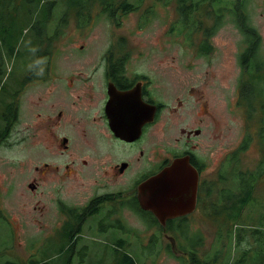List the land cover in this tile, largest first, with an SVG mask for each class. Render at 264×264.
<instances>
[{"label": "rangeland", "instance_id": "obj_1", "mask_svg": "<svg viewBox=\"0 0 264 264\" xmlns=\"http://www.w3.org/2000/svg\"><path fill=\"white\" fill-rule=\"evenodd\" d=\"M55 1L37 0L28 4L31 3L28 0H0V13L13 16L16 23L11 35L0 27V62L3 63L0 67V106L2 99L8 101L12 98L8 94L13 93L18 76L27 62L35 58H55L54 69L57 70L75 66L72 61L77 58H111V53L113 58L147 59L149 73L161 78L157 89L167 104L164 111L166 140L174 138V133L180 135L178 127L184 125L181 123L184 118L169 114L171 107H177L176 97L187 98L188 105H191L194 98L189 97L188 91L193 89L194 95L205 96L211 106L212 117H204L202 125L203 136L211 137L212 214L206 221V237L198 238V243L189 248L186 255L174 254L167 248L168 240L156 239L150 235L152 231L146 230L138 221L130 224L137 234L116 233L128 244L127 249L121 251L131 255L137 264H194V261L197 264H264V246L258 244H264V173L261 178L257 177L259 165L264 162V108L259 95L252 117H248L245 109L247 104L241 94L249 77L240 64L246 43L238 21L234 22L227 14L214 24L216 32L211 38L212 50L204 56L199 50L205 35L203 29L212 27L217 21L211 19L210 8H201L194 17L195 21L200 20L196 22L198 28L194 26L191 30L188 25L184 27L179 23L180 20L185 23L178 11L180 0H110L117 6L138 7L128 14L122 13L118 20L102 11L101 0H85L84 10L78 0ZM196 2L184 0L190 5ZM51 3L54 6L49 10ZM218 5L219 1L214 0L213 13L222 12L217 10ZM243 8L248 24L260 36L258 64L264 74V0H244ZM78 10L85 11V19H79ZM40 22L38 34L32 27ZM0 25H6V22ZM10 47L14 48L12 55L8 54ZM253 65V71L260 72ZM262 77L264 83V75ZM188 108L192 119L196 116L195 108ZM167 119H173L174 125ZM27 128L28 124L24 122L13 128L10 141L0 147V210L9 216L0 220V264L8 261L21 264H68L69 261L71 264H115V243L105 237L106 234L77 233L72 235L73 241L70 240L71 234H59L64 220L58 217V199L82 205L93 195L91 189L83 186L82 180V189L75 185L66 196L54 189L55 183H60L59 177L48 189L44 182L40 183V189L46 193L41 202L29 193L32 177L28 173V162L32 154L44 155L47 148L32 140L20 143L23 133H29ZM245 141L250 146L239 153L236 162V158L233 159L235 164H230V160L220 169L219 164L226 154ZM220 173L225 178L223 181H218L217 174ZM242 176L248 179L244 196L247 197L246 204L250 205L242 217L220 214V204L228 199L222 200L223 191L226 196L233 192L241 194ZM231 202L238 205V202ZM256 230L261 234L258 239L261 242L257 243L252 237Z\"/></svg>", "mask_w": 264, "mask_h": 264}, {"label": "flooded vegetation", "instance_id": "obj_2", "mask_svg": "<svg viewBox=\"0 0 264 264\" xmlns=\"http://www.w3.org/2000/svg\"><path fill=\"white\" fill-rule=\"evenodd\" d=\"M54 59L28 61L13 93L8 94L12 98L2 99L0 106V147L10 141L13 128L24 122L29 133H23L20 143L32 140L47 148L44 155L32 154L28 162L29 193L41 202L46 193L40 183L48 189L59 177L54 189L66 196L75 185L82 189V180L93 195L82 205L58 199V217L64 220L59 234L103 233L115 247L121 242L122 249H127L119 235L137 234L130 224L138 221L156 239L168 240L167 248L174 254L186 255L197 238L206 237V221L212 214L211 137L203 136L202 125L204 117H212V109L205 96L189 90L194 98L191 105L187 98L176 97L177 107H171L169 114L184 118V125L178 127L180 135L174 133V138L166 140L167 104L157 89L161 78L149 73L147 59L77 58L72 61L75 66L63 70L54 69ZM190 106L196 114L192 119ZM167 120L174 125L173 119ZM239 146L226 154L220 169L230 160L235 164ZM158 175L157 195L167 209L160 217L144 209L139 200L140 191L146 190L142 185ZM196 177L195 209L169 218L168 206L176 203L174 183L185 186L180 203L182 211H187L191 196L187 185ZM217 177L221 181L223 173ZM5 218L9 216L0 210V220Z\"/></svg>", "mask_w": 264, "mask_h": 264}, {"label": "trees", "instance_id": "obj_3", "mask_svg": "<svg viewBox=\"0 0 264 264\" xmlns=\"http://www.w3.org/2000/svg\"><path fill=\"white\" fill-rule=\"evenodd\" d=\"M27 1V0H26ZM31 3L28 4H32L37 0H28ZM57 1H63V0H56ZM66 1V0H65ZM85 0H78V2L80 3L82 9L84 10ZM187 1V0H186ZM198 2L194 3L193 5H190L189 3H184V0H180L178 1V11L181 14L180 16L182 17V19L184 20L185 23H182L181 20L179 21V23L184 26L187 27V25L189 26V28H191L194 26H197L198 28V24L196 23L197 21L200 22V20H196L194 19V17L196 15H198L199 11L201 10V8L206 7V8H210L211 9V13L214 14V16L211 15V19H216L217 21H214L215 23H213L212 27H208L205 28L203 30H205V35L203 36L202 42L199 46V50L200 53L205 55H208L211 50H212V46H211V38L214 36L216 29L214 28V24H217L218 22L221 21V19H223V16H226L227 14H229L233 19L234 22L238 21L237 25L241 31V33L243 34V36L245 37V43H246V48L245 51L241 54L240 56V64L243 65L245 67V70L247 72L248 75V79L247 82L244 84V90L242 91V98L243 100L246 102L247 106H246V111L248 112V117H252V115L254 114V112L256 111V107L255 104L258 101V96L260 95L262 97L263 100V108H264V83H262L261 81L263 80V73L260 71L262 69L261 64H258L259 60V43H260V36L257 32V30L255 28H253L252 26H250L247 22V15L245 12V9L243 8V1L244 0H218L219 1V7H218V11L222 10V12H214L212 11V4L214 0H197ZM102 2V11H104V13H106L109 17H111L112 19L118 20L119 16L124 13V14H128L130 11H133V9H137L138 7L134 6V5H128V4H121L119 6H117L116 4L112 3L110 0H101ZM247 2V0H246ZM54 3H51L49 5V10L50 7H53ZM216 8V7H215ZM221 8V9H220ZM227 9V10H226ZM229 10V12H228ZM44 14V13H43ZM200 15V14H199ZM77 16L79 17V19L83 18L85 19V11H77ZM41 18V17H40ZM181 19V18H180ZM2 22H6V25H0L1 29H5V32L8 35H11L13 33V30L15 28L16 23L14 22V17L9 15L8 13H0V23ZM41 22H42V18H41ZM41 22L35 23L33 25V29L40 34L41 31ZM117 25H119V22H117ZM196 29V28H194ZM196 32H198V30H196ZM193 37V35H192ZM8 54L12 55L14 51L13 47L8 48ZM10 49H11V53H10ZM111 58H113V54L111 53ZM0 60H2L0 58ZM255 64L256 68L260 71H253L255 68L251 65ZM3 65L2 62H0V67ZM254 66V65H253ZM251 67V68H250ZM2 69H0L1 71ZM260 83H262V86L258 88V86L260 85ZM261 102V100H260ZM262 122L264 123V117L262 119ZM250 144L245 141L243 142V144L240 146L239 150L237 152H235L234 158H236L235 162L237 161V157L239 155L240 152H244L247 147H249ZM257 173V172H256ZM264 173V162H261V165H259V170H258V178H261L263 176ZM247 174V173H246ZM245 174V175H246ZM249 174V172H248ZM256 177V179H257ZM225 178L221 179V181H223ZM255 179V180H256ZM247 177L242 176L241 178V188H243V193L241 192V194H235L233 193H228L226 196V192L223 191L222 193V200L225 199L226 197L228 198L227 201L223 200V202L220 204L219 206V212L220 214H224L226 213L228 216H239L242 217L244 211L246 210V208L250 205V204H246V200L247 197L244 196V186L246 184L247 181ZM254 180V181H255ZM243 185V187H242ZM256 186V183L253 184V188ZM228 191V190H226ZM231 192V190H230ZM233 194V195H231ZM254 195V193H253ZM231 201H235L238 202V205L234 204ZM216 215H219L218 213H215ZM235 223H239V222H235ZM240 224V223H239ZM240 231V230H239ZM258 231V230H256ZM253 232L252 237H254L256 239V242H261L258 239L260 234V231ZM254 233H256L254 235ZM247 235V234H246ZM242 236V234L237 238L240 239ZM73 236H71V241H73ZM198 239V238H197ZM197 242V240H196ZM198 243V242H197ZM195 243V244H197ZM259 245H263L264 244H260ZM74 244H72L68 249L70 250L73 247ZM116 249L115 251L117 252V256L115 258V264H137L136 261L134 260V258L129 255L128 253H124L122 252V244L117 243L116 244ZM264 251V250H263ZM264 253V252H263ZM72 262L69 261L68 264H71ZM194 264H197V262H193ZM6 264H21L19 262H12V261H8L6 262ZM28 264H49L47 262H30ZM212 264H217V263H212Z\"/></svg>", "mask_w": 264, "mask_h": 264}, {"label": "water", "instance_id": "obj_4", "mask_svg": "<svg viewBox=\"0 0 264 264\" xmlns=\"http://www.w3.org/2000/svg\"><path fill=\"white\" fill-rule=\"evenodd\" d=\"M177 165H175L170 171H173L174 168H176ZM190 172H192L191 169H188ZM158 176L151 178L150 180H148L146 183H144L142 185L143 189L146 190H141L139 193V200L140 203L142 205V207L146 210H150L152 211L155 215H157L158 217H160V209L164 208L162 202L160 201L158 195H157V180H158ZM184 185L182 183H177L175 182L173 185V188H175L176 190V195H175V199H176V203H173L171 205L168 206L169 209H171L172 211V216H169V218H175V217H179L182 215H185L191 211H193L197 205V193H198V179L197 177L195 178V181H193V183L187 185V189L188 191L191 192V196L188 198L189 199V206H190V210L187 211H182L183 204L180 203L181 199H182V190L184 189ZM152 190H154V193L152 192ZM151 192V194L148 196V194ZM173 206V207H172ZM175 207H177V211L175 210ZM176 211V212H173ZM162 224L165 225V221H162ZM173 246L175 247V243H172Z\"/></svg>", "mask_w": 264, "mask_h": 264}, {"label": "bare ground", "instance_id": "obj_5", "mask_svg": "<svg viewBox=\"0 0 264 264\" xmlns=\"http://www.w3.org/2000/svg\"><path fill=\"white\" fill-rule=\"evenodd\" d=\"M122 133V132H121ZM173 207V206H172ZM181 207H183V206H181ZM177 209V207H175V210ZM165 210H167L166 208H161L160 209V215H162L163 214V212L165 211ZM177 211V210H176ZM176 211H173V212H176ZM172 243H173V241H172Z\"/></svg>", "mask_w": 264, "mask_h": 264}]
</instances>
